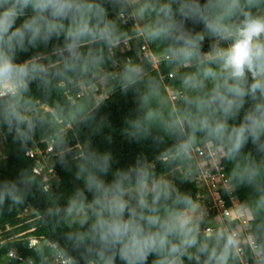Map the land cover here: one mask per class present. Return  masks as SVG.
Listing matches in <instances>:
<instances>
[{"label": "clouds", "instance_id": "obj_1", "mask_svg": "<svg viewBox=\"0 0 264 264\" xmlns=\"http://www.w3.org/2000/svg\"><path fill=\"white\" fill-rule=\"evenodd\" d=\"M126 16L147 17L135 35L163 44L173 65L196 69L179 76L182 91L167 116L159 108L146 115L173 140L161 160L179 166L201 149L205 162L240 157L228 184L254 195L238 205V222L202 234L204 207L158 178L145 158L121 168L109 152L81 149L74 160L82 187L66 205L46 209L78 225L66 239L79 258L53 245L62 264H149L150 257V264H264V0H0V128L27 145L41 117L25 94L53 78L85 87L89 77L114 79L125 92L144 84V100L157 96L158 82L146 81L131 57L118 72L106 70L131 39L118 23ZM41 47L54 62L18 59ZM53 143L67 165L70 149L59 137ZM29 194L23 180H0V205L22 204Z\"/></svg>", "mask_w": 264, "mask_h": 264}, {"label": "trees", "instance_id": "obj_2", "mask_svg": "<svg viewBox=\"0 0 264 264\" xmlns=\"http://www.w3.org/2000/svg\"><path fill=\"white\" fill-rule=\"evenodd\" d=\"M147 22V17L138 21L126 16L125 24L121 27L131 36L129 49L124 52L118 50L115 58L105 67L112 71L115 62L121 63L131 57L144 66L146 81L153 79L158 82L157 96L144 100V84L125 92L114 79L94 77H89L88 86L103 82V90L82 94L83 86L78 80L71 77L53 78L46 87L34 85L25 94L26 107L41 117L27 145L21 147L13 142L0 128L4 154L0 160V180L20 179L30 185V194L22 204L6 202L0 205V264H49L53 257L59 255L53 245L79 258L66 239V234L76 231L78 225H70L67 220L56 221L47 216L46 209L57 204L66 205L75 188L82 187V182L76 179L75 165L78 161L74 160L81 149L91 147L101 153L109 152L113 156L114 167L121 168L132 164L137 157H143L158 178L170 181L181 194L190 195L197 201L200 189L192 181L195 174L193 159L179 166L163 162L161 154L172 145L173 140L164 134L161 127L146 119L147 113L157 108L167 116L174 103H178L171 100V96L182 91L179 76L196 69L195 66L173 65L167 59L159 61L154 68L152 62L139 58L143 45L148 46L158 58L164 56L163 44L149 42L135 35L133 26ZM208 43L205 41V51ZM30 55H40L45 62L55 61L50 47L30 50L27 54H20L18 59L23 60ZM170 74L172 78H169ZM66 92L68 98L64 95ZM102 93L106 97L97 102L95 96H101ZM42 107H48L50 111L44 112ZM58 137L70 149L67 165L58 163L60 152L53 143ZM49 145L51 151H47ZM36 150L52 162L55 180H47L45 175L34 172L38 167L39 156L34 154L31 157L29 152ZM243 163L240 157L232 161L221 158L219 161L228 174L236 165ZM234 192L239 204L251 200L254 195L248 189ZM31 239L38 242L33 248L29 247ZM10 253H13V257L9 256ZM151 259L153 257L149 258V264ZM80 264H84V261L81 260Z\"/></svg>", "mask_w": 264, "mask_h": 264}, {"label": "built area", "instance_id": "obj_3", "mask_svg": "<svg viewBox=\"0 0 264 264\" xmlns=\"http://www.w3.org/2000/svg\"><path fill=\"white\" fill-rule=\"evenodd\" d=\"M129 49V45H127V50ZM126 51V49L124 50ZM123 51V52H124ZM146 58L147 61L152 62L154 68L157 67V63L161 60L166 59L165 56H160L159 58L153 55L148 46H141V54L139 58ZM123 62H115L113 64L112 73H116L119 71V66ZM169 78H172V74L169 75ZM99 83V82H97ZM96 83V84H97ZM83 86L82 94L84 92L96 93L99 91L98 87L95 86ZM65 97L68 98V92H66ZM80 95V94H79ZM171 100H173V96H171ZM44 112L50 111L48 107H42ZM51 145L48 146L47 151H51ZM40 152L36 150V152H29V156H33L34 154H39ZM193 165L195 166V174L192 178V181L198 186L200 189L197 202L204 207L206 212V217L214 218L217 217L218 221L215 224L206 225L203 227V233L207 230L215 231L221 227L227 226L230 222L236 221L238 217V212L236 211L239 203L236 199L234 189L229 186V175L225 171V169L219 164V161L213 163L211 160L205 162V156L203 154V149L196 151L193 153ZM203 164V167H201ZM37 174H42L38 172V167L34 170ZM44 175V174H43ZM227 210V214L226 213ZM38 244L36 239H31L29 242V247L33 248ZM10 257H13V253L9 254ZM49 264H62V258L60 255L53 257ZM244 264H251L250 260L244 262Z\"/></svg>", "mask_w": 264, "mask_h": 264}, {"label": "rangeland", "instance_id": "obj_4", "mask_svg": "<svg viewBox=\"0 0 264 264\" xmlns=\"http://www.w3.org/2000/svg\"><path fill=\"white\" fill-rule=\"evenodd\" d=\"M125 18L123 20L118 21V23H120L121 26H123L125 24L124 23L125 22ZM136 25L137 24H135L133 26V29H135ZM125 49L127 50V45H121V47L119 48V51L123 52ZM96 86L98 87V89L100 91H102L103 88H104L103 82L97 83ZM105 97H106L105 93H102L101 96H95V99H96L97 102H100ZM3 155H4L3 154V138H2V136L0 134V160L3 158ZM38 156H39V161L37 163L38 172L44 174L47 180H50V179L55 180L56 178H55V176H54V174L52 172V162L48 158H46V156L43 153H39ZM217 221H218L217 217H214V218H210L209 216L208 217H206V216L204 217V224L205 225L206 224L207 225L215 224ZM201 227H202V224H201Z\"/></svg>", "mask_w": 264, "mask_h": 264}, {"label": "crops", "instance_id": "obj_5", "mask_svg": "<svg viewBox=\"0 0 264 264\" xmlns=\"http://www.w3.org/2000/svg\"><path fill=\"white\" fill-rule=\"evenodd\" d=\"M95 86H96V85H95ZM217 222H219V221H217ZM217 222H216V223H217ZM206 225H207V224H206ZM206 225H205L204 222H203V223H202V227H201V229H203V227L206 226Z\"/></svg>", "mask_w": 264, "mask_h": 264}]
</instances>
